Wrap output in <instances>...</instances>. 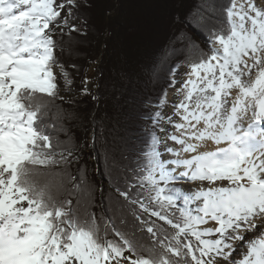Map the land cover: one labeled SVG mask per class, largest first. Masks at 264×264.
<instances>
[{"label": "snow or ice", "instance_id": "snow-or-ice-1", "mask_svg": "<svg viewBox=\"0 0 264 264\" xmlns=\"http://www.w3.org/2000/svg\"><path fill=\"white\" fill-rule=\"evenodd\" d=\"M80 7L0 0V264H264V0H201L189 13L207 51L183 30L170 42L161 62L183 57L176 67L189 69L182 99L172 116L145 115L152 126L132 178L106 152L109 194L100 188L99 217L84 145L61 140L62 121L47 120L53 106L75 117L62 108L75 101L60 95V79L67 91L72 79L56 50L64 28L69 39L80 32L70 23ZM168 71L174 87L176 69ZM166 103L165 91L157 108ZM37 166L50 177L42 186Z\"/></svg>", "mask_w": 264, "mask_h": 264}, {"label": "trees", "instance_id": "trees-1", "mask_svg": "<svg viewBox=\"0 0 264 264\" xmlns=\"http://www.w3.org/2000/svg\"><path fill=\"white\" fill-rule=\"evenodd\" d=\"M78 2L81 7L75 13L77 19L70 23H75L80 32H73L69 39L68 28H64L62 44L56 50L72 79L71 91L66 90L61 79L60 95L65 100L75 101L71 106L63 104L62 108L75 113V117L68 119L67 112L58 114L53 106L47 120L49 124L62 121L67 133H59L61 140L71 136L77 144L84 145L81 164L87 167L88 179L96 186L95 206L91 211L99 217L103 213L100 188L103 187L106 196L109 194L110 169L106 152L110 150L114 154L129 178L134 176L137 157L146 139L145 130L152 126L145 115L159 110L156 106L172 79L168 69L177 70L176 61L183 59L169 58L161 62L170 42L183 30L205 51L208 45L200 33L185 22L201 0ZM85 2L88 7L83 6ZM55 38L61 41L60 31ZM175 46L181 48L184 42L177 41ZM154 68L159 79L153 75ZM90 79L95 80L96 85L84 94V81L88 87ZM49 179L43 166H37L33 180L42 186ZM152 219L163 223L155 217Z\"/></svg>", "mask_w": 264, "mask_h": 264}, {"label": "rangeland", "instance_id": "rangeland-1", "mask_svg": "<svg viewBox=\"0 0 264 264\" xmlns=\"http://www.w3.org/2000/svg\"><path fill=\"white\" fill-rule=\"evenodd\" d=\"M57 2H60V0H57ZM67 14V10L65 9V11L62 13V16L66 15ZM60 29L57 28V32H59ZM188 67L183 65V66H180L179 68H177L176 70V73H175V79H176V83H175V86L172 87H168L167 89V103L163 106V107H160L159 110L162 111V113H164L165 115H168V116H172L173 112H171V106H173L174 104H177L174 99H177L178 100V97L174 96L176 89H179L181 87V83L183 80H185L187 77L185 76V73L188 71ZM60 84L62 83L61 79H60ZM96 85V82L95 80L93 79H90V82H89V85H88V88L89 90L93 89ZM157 108V106H156ZM174 108V107H173ZM179 116H173V120L176 121V122H179ZM162 127L166 128L167 132H173L175 131V129L173 128V125L171 124H168L166 121L165 122H162ZM161 136H164L165 133H160ZM167 144L170 146V147H175V148H179V145L177 144H174L171 140H167ZM209 145V144H208ZM186 156V154H184ZM165 158H174L172 157V154H168V153H165ZM198 185H193V183L189 182V183H186L185 184V187L186 188H192V189H195ZM205 187H207V185H205ZM246 249L243 248L242 246L238 248V251L236 253V258L239 259L240 258V255L241 253L245 252Z\"/></svg>", "mask_w": 264, "mask_h": 264}, {"label": "bare ground", "instance_id": "bare-ground-1", "mask_svg": "<svg viewBox=\"0 0 264 264\" xmlns=\"http://www.w3.org/2000/svg\"><path fill=\"white\" fill-rule=\"evenodd\" d=\"M176 91H177V89H176ZM175 96L178 97V100H177V99H174V101L178 104L179 101H180V99H182V96H181V95H177V92H175V94H174L173 97H175ZM173 110H174V108H173V106H171V112H173ZM215 147H216V145H214V144H212V143H209V145H207V150H213ZM188 155H190V154H186V156H188ZM193 185H194V187H195V185H198V184H193ZM252 235H256V236H258L259 234H258V233H254V234H252ZM252 235H250V236L247 237V238H248V239H251V238H252Z\"/></svg>", "mask_w": 264, "mask_h": 264}]
</instances>
